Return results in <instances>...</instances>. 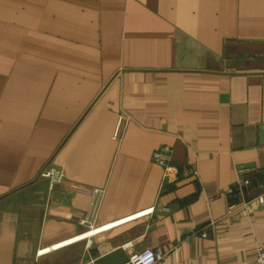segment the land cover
Returning <instances> with one entry per match:
<instances>
[{
  "label": "crops",
  "instance_id": "1",
  "mask_svg": "<svg viewBox=\"0 0 264 264\" xmlns=\"http://www.w3.org/2000/svg\"><path fill=\"white\" fill-rule=\"evenodd\" d=\"M263 191L264 0H0V264H255Z\"/></svg>",
  "mask_w": 264,
  "mask_h": 264
},
{
  "label": "built area",
  "instance_id": "2",
  "mask_svg": "<svg viewBox=\"0 0 264 264\" xmlns=\"http://www.w3.org/2000/svg\"><path fill=\"white\" fill-rule=\"evenodd\" d=\"M153 159L156 163L168 169L171 161V148L161 147L154 151ZM248 169H238V179L236 188L239 190L241 196L243 195V186L248 184L249 180L243 176V173ZM41 175L49 179V187L53 189L57 184H60L65 179V171L62 168L48 166ZM93 199V206H96L101 195L104 193L102 188H93L89 191ZM257 200L260 205L264 206V191L258 195ZM233 211V206L229 207L228 212ZM79 223L85 226L89 231L94 229V221L92 215H86L79 219ZM91 238L87 239V246L91 244ZM165 256V253L160 250L146 248L141 251L129 254L126 261L121 264H157ZM255 264H264V246H257L255 254Z\"/></svg>",
  "mask_w": 264,
  "mask_h": 264
},
{
  "label": "water",
  "instance_id": "3",
  "mask_svg": "<svg viewBox=\"0 0 264 264\" xmlns=\"http://www.w3.org/2000/svg\"><path fill=\"white\" fill-rule=\"evenodd\" d=\"M127 254L122 247H118L83 264H121L126 261Z\"/></svg>",
  "mask_w": 264,
  "mask_h": 264
}]
</instances>
